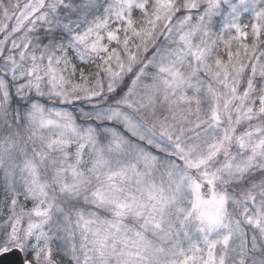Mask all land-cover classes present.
I'll return each instance as SVG.
<instances>
[{
    "label": "snow or ice",
    "instance_id": "obj_1",
    "mask_svg": "<svg viewBox=\"0 0 264 264\" xmlns=\"http://www.w3.org/2000/svg\"><path fill=\"white\" fill-rule=\"evenodd\" d=\"M0 264H264V0H0Z\"/></svg>",
    "mask_w": 264,
    "mask_h": 264
}]
</instances>
